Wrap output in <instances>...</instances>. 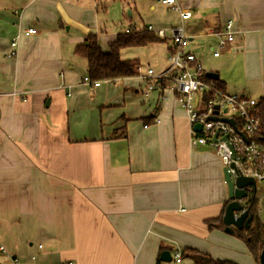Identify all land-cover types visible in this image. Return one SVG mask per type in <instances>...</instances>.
Returning a JSON list of instances; mask_svg holds the SVG:
<instances>
[{"label":"crops","instance_id":"obj_1","mask_svg":"<svg viewBox=\"0 0 264 264\" xmlns=\"http://www.w3.org/2000/svg\"><path fill=\"white\" fill-rule=\"evenodd\" d=\"M177 3L192 13L188 51L205 74L227 94L264 99V0ZM181 22L160 0H0V264H172L185 249L257 264L235 234L208 226L230 202L225 167L212 146H192L172 81L154 77L169 66L170 40L155 33L160 42L118 48L120 34L152 26L170 36ZM228 22L232 92L227 73L208 72L196 53L215 42L220 58L211 34ZM92 36L101 53L138 60L139 76L84 83L88 62L75 48Z\"/></svg>","mask_w":264,"mask_h":264},{"label":"built area","instance_id":"obj_2","mask_svg":"<svg viewBox=\"0 0 264 264\" xmlns=\"http://www.w3.org/2000/svg\"><path fill=\"white\" fill-rule=\"evenodd\" d=\"M160 2L179 10L182 22L171 28L170 36L166 31L154 30L152 26L147 28L159 37L170 40L172 54L169 66L163 74L154 76L153 70H149L142 78L147 80L150 76H154L156 79L168 78L172 81L177 101L188 114L192 146H212L233 179L249 177L255 182L264 183V144L258 140L264 139V123L258 117L257 111L260 101L245 95L227 94L212 82L205 81L202 65L187 49L190 37L186 33L184 22L192 18V13L180 10L177 0H160ZM34 33L36 31L31 28L25 32L26 35ZM211 35L217 38L219 47L224 48L234 41L232 22H228L222 31L212 32ZM11 46L15 49L16 41H12ZM219 55V51L214 52L215 57ZM84 83L99 87L101 81H91L88 77L85 78ZM222 119L234 120L235 127ZM196 125H201V131L194 130ZM214 138L215 141L212 142ZM251 190L250 187L247 188L248 192ZM259 208L258 213L261 214L263 208L261 206ZM0 251L5 253L4 248H0ZM182 261V252L177 250L173 254L172 264H181ZM64 264H74V262L69 261Z\"/></svg>","mask_w":264,"mask_h":264},{"label":"trees","instance_id":"obj_3","mask_svg":"<svg viewBox=\"0 0 264 264\" xmlns=\"http://www.w3.org/2000/svg\"><path fill=\"white\" fill-rule=\"evenodd\" d=\"M157 42H160V38L154 32H150L147 29L142 31L133 30L119 35L118 48L143 47ZM75 54L87 60L88 75L91 81L117 80L139 76L140 64L138 60H123L117 51L101 53L93 36L90 38L89 43L76 46ZM203 79L212 82L218 89L225 90V83L222 80L211 79L207 77V74L204 75ZM259 101L260 103L257 106L258 117L264 123V99ZM143 121L146 124L155 123L154 118H145ZM258 140L264 144V139L259 138ZM258 202L259 198L257 196H250L247 203V210L253 215V221L248 229L235 230L234 234L245 243L256 263L260 264V256L264 249V213L263 215L258 213ZM222 218L219 217L208 221L209 228L225 229L226 226L223 224ZM181 252L182 257L190 259L193 264H236L230 261L214 260L209 255L193 249H185Z\"/></svg>","mask_w":264,"mask_h":264},{"label":"water","instance_id":"obj_4","mask_svg":"<svg viewBox=\"0 0 264 264\" xmlns=\"http://www.w3.org/2000/svg\"><path fill=\"white\" fill-rule=\"evenodd\" d=\"M207 77L217 80L219 75L216 73L209 72ZM216 120V118H212ZM222 121L229 123L232 127H235V122L232 119H222ZM201 125H196L194 130L201 131ZM216 137V136H215ZM215 141V138L212 142ZM224 180L228 187V197L230 202L225 208V212L222 218L223 224L226 226L225 231L234 234L235 230L248 229L253 221V215L247 210V203L250 196L256 195V182L253 178L249 177H237L233 179L228 171L224 169ZM248 187H252V195L246 190ZM250 195V196H249ZM162 262H170V252H163L161 254ZM260 264H264V249L260 256Z\"/></svg>","mask_w":264,"mask_h":264},{"label":"rangeland","instance_id":"obj_5","mask_svg":"<svg viewBox=\"0 0 264 264\" xmlns=\"http://www.w3.org/2000/svg\"><path fill=\"white\" fill-rule=\"evenodd\" d=\"M208 41V40H207ZM211 45H215V42L214 43H203L202 42V47L200 50H198L196 53L199 54L200 52L199 51H205L207 55H205L206 57V63L204 62L203 65H204V68L209 72V71H215V70H220L221 72H226L227 75L229 76L230 80L227 82V90L232 92L236 87H238V83H236V79H239L238 76L235 74V67L232 66V64L230 63L228 65L227 61H226V55H225V50L224 48H220L219 46H214L215 48H217L221 54V57L216 59L213 57V52L211 51ZM211 46V47H209ZM189 49V47L187 48ZM225 51V52H224ZM232 56V55H231ZM151 87H153V84L151 85ZM257 87V84L253 83L250 85V88L252 89H255ZM247 95L252 98V99H255L256 96H253L250 92H247ZM256 190L258 192V195L260 197H263L264 196V183L262 182H256ZM260 200H263L261 198H259V204H258V209L259 210V205L261 204L262 201ZM262 206L264 207V202L262 203ZM262 215V214H260ZM163 264H171L170 263H163ZM183 264H191L189 262H184Z\"/></svg>","mask_w":264,"mask_h":264}]
</instances>
